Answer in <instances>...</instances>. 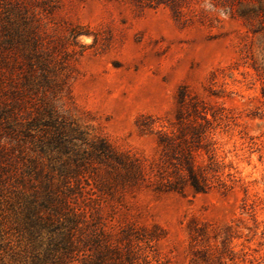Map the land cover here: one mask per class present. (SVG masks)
<instances>
[{"label": "rangeland", "instance_id": "rangeland-1", "mask_svg": "<svg viewBox=\"0 0 264 264\" xmlns=\"http://www.w3.org/2000/svg\"><path fill=\"white\" fill-rule=\"evenodd\" d=\"M25 78L37 88L13 106ZM3 103L25 126L54 105L70 134L13 138L0 117V149L31 179L0 182V264H34L56 237L29 239L17 213L44 174L108 245L103 264H264V0H0ZM99 137L126 166L98 155ZM189 153L204 193L167 187Z\"/></svg>", "mask_w": 264, "mask_h": 264}, {"label": "trees", "instance_id": "trees-1", "mask_svg": "<svg viewBox=\"0 0 264 264\" xmlns=\"http://www.w3.org/2000/svg\"><path fill=\"white\" fill-rule=\"evenodd\" d=\"M44 68L45 66L41 67V69ZM30 69H33V67L30 66ZM30 74L34 76L35 70H32ZM24 86V89L21 91H10V98L14 99L13 106L15 104L20 105L18 100L22 93L27 92V94H30L37 88V85L30 78H25ZM0 109V117L4 116L7 118L11 113L12 123L8 122V119L6 120L5 134L11 135L13 138H17L20 134L25 138H29L31 137V129L34 128L47 132V129L50 127L54 129L53 136L51 135V137L61 146H65L66 140L69 138L70 133L64 128L62 114L54 105L48 104L42 111L40 110L31 116L26 126L22 124L18 114L12 112L13 110L7 104L3 103ZM201 120L202 122L194 119V122L190 126L193 138L198 143L207 137L206 132L201 130L203 129V122L207 123L208 119L202 116ZM81 137L84 139L83 135ZM98 141L99 144H93V148L99 156H104L106 160L110 159L111 162L123 164V166L127 165L123 159L124 157L117 154L105 138L99 137ZM184 160L180 161L179 159L177 169L182 171L185 177L181 178V175L176 174L177 177L174 181L166 179L168 181L167 187L170 190L180 191L185 186H189L197 193L206 192L210 187L208 178L196 162L194 155L189 153ZM129 165H131L132 172L134 171L136 174L142 175V177L148 174L145 167H142L133 159L130 160ZM8 170L11 171V175H8ZM18 172L11 154L3 148L0 149V182L5 185L10 182L11 178L14 180L19 178L22 186L25 187L27 184L31 187V179H27L24 174H19ZM44 175V183H42L44 193L40 194L39 197L36 196L34 200L30 198L32 195H27V199L17 209L21 233L23 235L27 234L29 239L32 238L34 233L32 227L36 226L38 230H48L52 236H56L55 238L51 237L43 255L39 253L34 254L32 258L34 264H103L108 256V245L105 243L101 244L94 234L86 232L88 221L85 214L83 212L78 214L74 208H70L69 203L56 190L57 186H54L53 179L48 174ZM162 178H164V175ZM4 247V234L0 228V262L2 261L1 251Z\"/></svg>", "mask_w": 264, "mask_h": 264}]
</instances>
